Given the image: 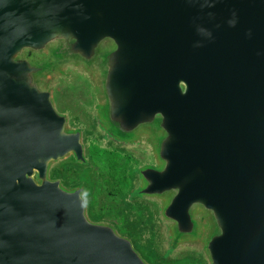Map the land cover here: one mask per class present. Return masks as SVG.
Wrapping results in <instances>:
<instances>
[{
    "label": "water",
    "instance_id": "95a60500",
    "mask_svg": "<svg viewBox=\"0 0 264 264\" xmlns=\"http://www.w3.org/2000/svg\"><path fill=\"white\" fill-rule=\"evenodd\" d=\"M66 65L104 131L153 141L138 194L172 244L201 225L208 264H264V0H0V264H147L48 174L85 163L44 87Z\"/></svg>",
    "mask_w": 264,
    "mask_h": 264
},
{
    "label": "rangeland",
    "instance_id": "374dc122",
    "mask_svg": "<svg viewBox=\"0 0 264 264\" xmlns=\"http://www.w3.org/2000/svg\"><path fill=\"white\" fill-rule=\"evenodd\" d=\"M111 50L110 43L105 40L99 42L96 48L99 56H105ZM63 69L62 74L52 75L44 87L53 93L57 112L67 114L68 125L71 129L79 127V121L82 118L85 119L87 125L80 126V128L86 163L82 166L75 164V161L72 162L71 157L63 158L51 164L49 176L52 175V170L56 169L64 177L62 180L56 179L63 187L70 190L78 184L76 188L83 189L86 217L92 222L94 219L105 218L98 223L111 227L110 222L116 221L118 227L114 229L117 234L127 238L132 249L147 264H208L203 251L205 230L201 225L200 236L191 241L185 240L172 244L170 237L173 233L169 230L170 223L160 214L159 201L140 200L134 189L132 196L129 188L122 185L119 187L110 176L111 172L114 173V169L110 168L109 160H113L114 164L119 167L120 173L122 171L130 173L133 167L140 165L150 167L149 163L155 161L151 153L150 143H153L152 140L150 141L151 138L142 134L137 136L135 142L126 143L127 146L120 145L116 142L119 140H112L111 137L106 140L104 134L95 128V121L90 119L91 116H95L92 112V104L96 92L91 86L89 72L84 71L81 65H66ZM79 100L83 101L82 105L78 103ZM71 162L73 165H65ZM140 184V180L136 182V185ZM196 210L194 215H201V212H198L199 207ZM124 211L126 213H123ZM150 216L153 221L154 218L156 219L152 226L148 223ZM154 248L158 256L148 254L147 250L152 251Z\"/></svg>",
    "mask_w": 264,
    "mask_h": 264
},
{
    "label": "trees",
    "instance_id": "16d2710c",
    "mask_svg": "<svg viewBox=\"0 0 264 264\" xmlns=\"http://www.w3.org/2000/svg\"><path fill=\"white\" fill-rule=\"evenodd\" d=\"M108 137H111V139L113 140L114 138L111 136V135H109ZM102 138H103V136H102ZM123 143V142H122ZM72 160V162L74 161L73 159H71ZM66 163L65 165H73V163ZM76 162V161H75ZM74 162V163H75ZM115 162L118 164V162L115 160ZM86 163V162H85ZM85 163H78V165H82V166H85ZM109 165H110V168H113L114 169V173L113 172H111L112 173V175H110L111 177H112V179H113V181L115 182V184H117L119 187H120V185H122V186H125V187H127V188H129L130 190H129V192H130V194H132V196H133V189L137 192V196H138V198L140 199V200H148V199H145V198H143V197H141L140 195H138V190H139V186L138 185H136V182H139V170H140V168L142 167V165H140V166H137V167H133V169L131 170V172H133V173H125L124 171H122V173H120L119 172V167L118 166H116L115 164H114V162H113V160H109ZM75 164H77V162L75 163ZM65 165H63V167L65 166ZM65 169V168H64ZM110 173V172H109ZM52 175H51V178H53V179H59V180H62V179H64V177L60 174V171H58V170H54L52 173H51ZM127 174H128V176H127ZM135 177H137L136 178V180H135ZM131 185V186H130ZM134 185V186H133ZM78 186V184H76L75 185V188ZM132 192V193H131ZM139 200V201H140ZM138 201V200H137ZM154 204V203H153ZM155 205V204H154ZM137 212H138V210H137ZM123 213H126L125 211L123 212ZM127 213H128V211H127ZM99 218V217H98ZM99 219H102V220H104L105 218H99ZM102 220H98V219H94V222L95 223H97V222H99V221H102ZM111 221V220H110ZM154 221H156V219L154 218ZM154 221H153V219H152V217L150 216V217H148V223H149V225L151 224V226L154 224ZM109 222V221H108ZM111 223V225L113 226V228L115 227V228H117L118 226H117V222L116 221H112V222H110ZM141 230H143V228L141 229ZM152 234H153V232H152ZM149 253V255L150 256H152V255H156V256H158V252L156 251V249L154 248L152 251H149V250H147ZM153 259H155V258H153Z\"/></svg>",
    "mask_w": 264,
    "mask_h": 264
},
{
    "label": "flooded vegetation",
    "instance_id": "af4514ba",
    "mask_svg": "<svg viewBox=\"0 0 264 264\" xmlns=\"http://www.w3.org/2000/svg\"><path fill=\"white\" fill-rule=\"evenodd\" d=\"M82 102L83 101H78V103L80 104V105H82ZM96 100L94 99V101H93V104H92V109H93V111L92 112H94V115H95V113H96V111H97V106H96ZM62 115H65V116H67V114H62ZM91 115V114H90ZM67 119H68V117H67ZM90 119H92V121H95V128H97L99 131H101L104 135L103 136H105L106 137V140H107V138H108V136H109V134L106 132V131H104L102 128L100 129V126H99V122H98V120L96 119V117L95 116H91V118ZM78 121H79V119H78ZM79 127H75V128H73V130H79L80 132H81V134H82V129L80 128V126H85V124H86V121H85V119H81V121H79ZM87 125V124H86ZM71 128V127H70ZM89 128V127H88ZM104 131V132H103ZM116 142H118L120 145H126L127 146V144L125 143V142H123L122 143V141H116ZM52 172H53V170H52ZM51 172V173H52ZM50 178H51V175H50ZM52 179V178H51ZM56 180V179H55ZM144 201V200H143ZM145 201H148V200H145ZM154 204H156V203H154ZM158 208V207H157ZM98 223V222H97ZM113 227V226H112ZM172 251H174V250H172Z\"/></svg>",
    "mask_w": 264,
    "mask_h": 264
}]
</instances>
